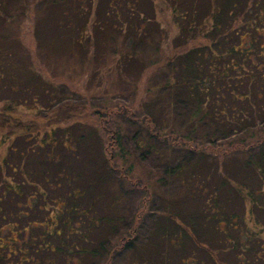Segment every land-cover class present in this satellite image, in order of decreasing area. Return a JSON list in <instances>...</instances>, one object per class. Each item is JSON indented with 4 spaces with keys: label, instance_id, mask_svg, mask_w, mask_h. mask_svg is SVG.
<instances>
[{
    "label": "trees",
    "instance_id": "16d2710c",
    "mask_svg": "<svg viewBox=\"0 0 264 264\" xmlns=\"http://www.w3.org/2000/svg\"><path fill=\"white\" fill-rule=\"evenodd\" d=\"M57 1L41 6L46 11L57 7L60 14L62 9L54 5ZM147 1L152 12V0ZM169 1L178 30L173 41L176 52L165 61L157 58L156 64H150H162L164 79L148 85L146 97L152 110L142 113L144 131L134 137L132 149L123 140L127 118L116 116L121 112H116L118 106L123 114L131 106L121 104H106L104 110L95 113L102 112L107 118L92 119L89 125L61 118L57 112L50 118L45 137L29 141L38 128L19 125L17 107L39 105L55 112L71 103L57 98L56 87L62 84L64 73L44 69L39 59H47L54 43L39 40L34 28V47L20 36L18 20L27 14L28 0H0V88L21 96L17 94L0 105V264H111L127 249L124 264H264V0ZM35 3H29V11ZM129 3L132 11L134 3L139 8L138 20L127 16L129 30L134 32L130 41L134 50L123 52L117 62L144 65L136 49L150 47L159 57L160 47L154 39L163 32L138 0H126V6ZM115 12L97 24L102 30L93 44L98 46L100 40L114 54L122 41L120 28L118 31L113 22L118 20L122 26L124 22L119 20L117 9ZM146 22L152 27L142 26ZM83 37L77 34L74 41L68 37L63 48L74 50L75 42ZM80 50V56L85 54L84 45ZM84 57L87 62L90 56L86 53ZM62 122L72 124L66 130L52 128ZM168 133L172 139L164 143L169 148L157 151L154 144ZM230 137L237 139L220 144ZM214 143L221 147L220 152L212 153L215 158L230 156L236 149L241 153L250 148L259 150L255 158L243 163L245 166H238L242 174L253 175L249 186L246 182L233 185L234 181L224 176L221 162L212 160L220 165L216 183L205 187L211 179L205 176L204 182L198 183L203 187H194L196 166L214 158L204 154L214 150L208 145ZM142 149L145 154L154 153L161 163L170 164L164 173L171 172L184 188L183 197L175 201H185L187 191L192 195L200 190L211 199H203L196 214L182 219L183 213L174 211L172 202L161 211L150 208L151 182L134 171V159ZM140 158L160 182L159 170L165 165L157 169ZM226 180L235 195L240 193L235 198L237 208L226 203L231 198ZM136 192L139 197L133 199ZM224 195L228 197L225 200ZM45 196L55 204L51 210L45 209ZM151 214H161L163 220L149 225L153 229L141 244L143 217ZM197 248L204 250L210 261L197 255Z\"/></svg>",
    "mask_w": 264,
    "mask_h": 264
},
{
    "label": "rangeland",
    "instance_id": "374dc122",
    "mask_svg": "<svg viewBox=\"0 0 264 264\" xmlns=\"http://www.w3.org/2000/svg\"><path fill=\"white\" fill-rule=\"evenodd\" d=\"M31 1H34L36 3L35 5H33L34 3L31 4L32 7L30 8L29 11V7H30L29 3ZM50 1L51 0H28L26 4V9L28 8V10L26 11L27 14L26 15L24 14L20 18L21 20H18L19 22L18 31H20L21 33L20 36L21 35L23 36V40L29 45V47L30 46L34 47L33 44L34 37L32 32L33 28L36 30V33L38 35L37 37L39 38V40L50 42V44L54 43L53 46L54 49L51 48L50 50L52 51L47 53L46 56L47 59L43 57H39V59L43 63L44 69L47 68L51 69L53 73L58 72V70L59 71L61 70L64 73L65 75L64 80L61 79V81H63L62 84L57 83L58 84V86L56 87L58 91L57 98H59L60 100L62 99L63 101L69 102L71 104L70 106L68 105V106H64L63 108L60 107L57 110L55 109L56 110L55 112L54 109L53 111H49L46 110L45 108H42L39 105L19 106L16 108V112H15L16 114H18L19 117H21L19 119V125H27L26 127L34 125L36 126V128H38L36 129L37 131H35L34 134H32V137L29 139V141L34 142V141H39L40 138L45 137V134H47L46 131H48L47 129H50L49 128L51 121L50 118L53 116V114L57 112H58V116L61 118L70 117L72 119L71 122L81 121L82 123L89 125L90 124L89 121L92 119L107 118V116H105V114H103L102 112L95 113L96 111L104 110L103 106H105L106 104H110L113 106H118L120 104L122 106L130 105L131 110H129V112H127L126 114H123L122 109L118 106L116 112L117 113H119L120 111L121 112L116 116L121 117V119L127 118L125 120L124 123L125 125L123 127V129L125 130V135L123 136V140L128 148L130 147L133 149L134 146L132 145V143L134 142V137L139 136V133L141 131H144L143 129L144 120L142 118V113H146L145 111L152 110L151 103L150 102L147 103L148 101H150L148 99L149 97H146L147 96L146 90L148 88V85H152L157 81L160 82L161 80L164 79L163 78L164 68H161L162 64H160V66L155 65L157 63L155 62V60L157 58H159V60L161 58L162 60L166 58H170L176 52L175 46L173 45V41L178 35V30H177L175 18L172 13V8H171L172 5L170 4L171 2L169 0H152V12H151L148 8L149 1L138 0V4L140 3L141 4L140 6H143L145 10L148 11L149 14L146 11L145 13L149 17H152L153 20H155L162 28L163 33H161L158 36V38L156 37L154 39V42L157 43L160 47V50L158 52L159 57L156 55V53H154L152 48L142 47L141 50L139 48L136 50L137 53H140L142 55V58L145 60L144 65L141 64L138 65L137 63L123 65L117 62L119 58L124 56V54L122 53L123 52L128 53L129 51H131V49L134 50V48H130V41L132 40L134 32L132 31V29L129 30L130 25L129 22L127 21L130 20L127 19V16L131 17V19H134L136 21L138 15L136 13V10H139L137 3H134L135 7H134V11H132L131 10L132 5H130L131 3H129L128 6H126V0H118V1L58 0L57 1L58 3L54 5L59 6L62 9V12L59 14V10L57 7L54 8L53 6H50L48 7V9L50 10L46 11V8L41 6V3H49ZM107 1L112 4V7H109V5L106 3ZM116 9L118 12L119 20L123 19L124 22H122L123 26L121 25V23H119L118 20H115L113 22L117 27L116 29L118 31L120 28V32H121L120 37L122 41V44H120L117 48L116 54H114L112 52L111 47H105L100 40L98 46H95L93 44H94L95 36H98L99 32L102 30V27L99 28V25L103 24L108 17L114 16L116 13L115 12ZM50 15L52 17H50ZM153 20L152 22L154 23ZM146 24L147 27L150 28L152 27L151 22L143 23L142 26H145ZM109 31L110 30H108V32ZM77 34H82L84 36L83 38L80 39L81 41L78 42L80 44L75 42L76 48L74 50L73 48H70V52L66 51L63 47L70 40V38L73 40V37ZM68 37L70 38L67 39ZM118 41L120 42V39H118ZM90 44H92V46ZM83 45L85 48V54H82L80 56L81 53L80 49L81 46ZM86 53L90 57L87 62H84L83 59L85 58L84 55H86ZM98 56H101V58H99ZM102 56H105L104 61L102 60ZM48 59L50 62H47ZM153 63L155 64L150 65ZM121 79H122V83L118 82ZM17 94L12 93L7 89L0 88V105L2 103L1 101L3 100L13 99L15 97H18L19 94L18 95ZM19 97L21 96L19 95ZM111 98H115V99H111ZM26 104L28 103L26 102ZM138 105L140 106V109H138L137 107ZM142 105L144 106L143 110L141 108ZM94 106H97L99 110H97L98 108L95 109ZM60 110L63 111V113H60ZM89 112H91V114H89ZM123 115L124 116L126 115V117H123ZM114 119L117 118L114 117ZM155 119L156 120L159 119L157 114L155 115ZM71 122L57 123L54 124L52 128L55 127V130L57 128L66 130L69 124H72ZM104 124L108 126V122H105ZM109 129L110 131H112L111 127ZM12 138L14 140L17 139V137H15L14 135H11V139ZM235 138L237 139V137L222 139L223 143L220 142V144L224 145L226 141L232 142ZM170 139H172L170 138V133L165 135L163 138L161 136L158 139L159 142L157 144H154L156 148H159L156 150L162 151L168 149L169 146L165 147L164 142L168 143ZM13 143L15 144L16 141H14ZM15 145L18 144L16 143ZM208 145H210L211 146L210 148L214 150H207L204 154H209V155L211 154V156L214 157V154H212L213 152H217V153L220 152L221 147L218 146V143L208 144ZM33 148H36V146H33ZM177 151L183 154L185 150L184 151L177 150ZM1 153H2V148H0V154ZM141 153L142 154H140V152H137V157L134 159L136 160L134 171L136 176H139L142 180H146V181L149 180L151 182L152 197L149 202L150 208L154 207L156 211H161L164 210L165 205H167L169 202H172L171 203V205H173L172 209L174 211H177L179 215L183 213L181 216L182 219V218H187L188 215L190 214L193 215L196 214L198 210V205L201 204L202 201H204L203 199L206 198L211 199L210 194L204 192V190H200L197 191V193H193L192 195H191L192 191H187L186 194L184 193L185 201L183 200L182 202L175 201V199L180 198L181 195L183 197L182 193L184 188L183 187L181 188V185L178 183L175 177L170 174L171 172L168 171L166 174L164 173V171L166 170L165 167L167 168L170 167V164L168 165L165 163H161V161L158 160L160 158L157 157L154 153L145 154L144 149H142ZM190 154H193L196 157L195 153L192 152ZM258 154H259V150H257L256 148H250L243 153H241L240 150L236 149V151L230 156H225L224 158L223 156L219 155L217 158L214 157L208 159L207 161H205L207 162L205 164L201 163L202 165L200 164V162H198L199 161L198 160L197 161L198 164L196 166L197 179L195 182H193V185L195 188L203 187L201 183L200 184L198 183L204 182L205 176H211V179H213V180L209 179L207 181L208 184H204L205 187L209 186L208 188H210L213 183L214 184L216 183V181H214V179H216L217 177L216 169L218 168L219 170L220 165L217 164L219 165L217 166L212 161L214 160L217 163L221 162V165H223L222 171L224 172V176L228 177L229 181L232 182L234 181V183H232L233 185L238 187L244 184V182H246L249 186L250 181H254L253 175H249L247 173L242 174L238 166L244 165L246 161H249V158H255ZM189 155L186 156H188V158H190L191 160L194 159ZM140 157H142L143 159L145 158L149 162L156 165L157 169L162 164L165 165L164 170L162 168H160L159 170L160 175H158V177L160 178V182L158 183L156 182L157 180L155 179L157 176L154 177L152 168L148 163H146ZM230 158L231 161H229ZM130 159H132V155L130 156ZM249 166H247V168H249L250 170ZM225 184H226V189L229 191V194L231 196L230 200L226 201V203L231 208L233 207L237 208L235 198L237 197V195L240 196V193H237V195H235L233 186L231 184L227 185V180ZM211 190L213 189L211 188ZM136 193L133 194V199H137V196L139 197V193L137 194ZM35 197L38 199L41 198L39 195H36ZM45 197H46V201H48L45 204L46 206L45 209L51 210L52 207H55V204L53 203L52 199L50 200L51 197L50 198H48L47 196ZM224 197L225 198L223 200L228 198L226 195H224ZM218 198H220V196H218L217 199ZM239 213H241L240 210ZM34 214H36V212ZM162 217L163 216H161V214H151L149 216L144 215L143 221L145 226L142 228V237L140 238L141 244L146 242L145 241L146 239L144 238L146 236H149L150 235L149 230L153 229L149 225H152L153 222L155 224L157 222H161L163 220ZM247 218L248 217H246V219ZM188 237L189 236H187V239ZM188 241L189 239L187 240V242ZM189 245L191 244L189 243ZM192 245L194 246V244ZM186 250L185 252L187 253ZM195 251L196 254L202 256L205 261L208 260L210 261L209 257H207L204 250L197 248L196 250H194V252ZM128 255H129V250L127 249L122 254H118L115 258H113L111 264H124V262L128 261ZM223 260L228 261L227 258H224Z\"/></svg>",
    "mask_w": 264,
    "mask_h": 264
}]
</instances>
